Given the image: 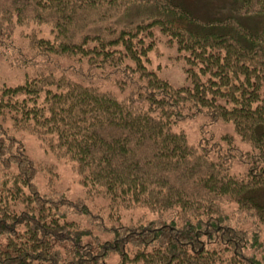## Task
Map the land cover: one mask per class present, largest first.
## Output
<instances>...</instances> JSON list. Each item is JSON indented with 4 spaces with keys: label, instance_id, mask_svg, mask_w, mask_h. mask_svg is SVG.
<instances>
[{
    "label": "trees",
    "instance_id": "obj_1",
    "mask_svg": "<svg viewBox=\"0 0 264 264\" xmlns=\"http://www.w3.org/2000/svg\"><path fill=\"white\" fill-rule=\"evenodd\" d=\"M132 1L160 10L134 26L116 25ZM233 1L239 16L264 20V0ZM35 24L53 35L25 34L38 54L85 62L88 79L108 70L102 76L115 74L128 94L52 73L0 89V264H107L112 251L119 264H264L244 251L241 221L225 210L233 202L264 224V23L256 30L234 16L202 22L174 0H0V40L11 49L15 30ZM154 28L184 53L191 85L174 87L148 68ZM199 113L232 122L253 151L239 155L231 137L227 151L208 140L193 145L174 131ZM7 122L72 163L89 198L41 193L36 166ZM236 156L248 165L240 176L232 172ZM94 197L112 213L147 207L162 217L110 228L94 221L87 203ZM166 212L174 217L161 219Z\"/></svg>",
    "mask_w": 264,
    "mask_h": 264
},
{
    "label": "rangeland",
    "instance_id": "obj_2",
    "mask_svg": "<svg viewBox=\"0 0 264 264\" xmlns=\"http://www.w3.org/2000/svg\"><path fill=\"white\" fill-rule=\"evenodd\" d=\"M187 11L202 22H209L222 19L228 16L238 18L243 24L251 26L258 30L264 23L262 17L259 16H239L237 14V3L233 0H174ZM160 8L155 2H135L132 1L127 8L122 7L114 20L118 26H134L138 22L155 16ZM48 14H45L47 17ZM32 28H37L38 35L45 39H53V35L49 25H32V27H18L13 35V43L16 48L21 51L22 56L17 54V50L10 48V40H0V89L3 86H18L24 84L27 80L38 78L43 74L52 73L56 76L67 75L70 78L80 80L82 82L92 81L93 85L98 86L102 91H110L119 98L125 97L128 93L123 91L117 84L115 74H111L109 79L104 78L108 70L103 72L100 69L92 71V75L88 79L87 66L85 62H76L67 59H59L52 56H42L38 54V50L31 47L30 38L25 34H30ZM34 31V29H33ZM32 56V57H30ZM147 66L154 70L159 77L169 81L174 87H182L191 85L187 77V62L184 53L180 52L177 45L170 43L169 38L162 34L159 29L154 28V45L148 52ZM129 61V60H128ZM131 64V62H130ZM132 65V64H131ZM133 66V65H132ZM77 69H81L83 74H78ZM17 139L21 140L25 146L27 156L34 162L36 166L35 181L41 193L53 194V196L61 195L66 200L74 201L78 199H86V189L80 182V176L72 163L59 159L55 154L50 152L43 146L42 140L33 134L25 131H16L9 122L4 124ZM173 129L176 132H184L189 143L198 145L203 140H208L209 144H218L224 151L229 148L228 137L232 138L233 145L242 153L252 152L247 142H244L235 131L232 122L219 120L213 122L204 113H199L192 117H188L175 125ZM237 150V151H238ZM214 157L217 154H213ZM242 156V155H241ZM255 155H252L254 157ZM233 174L240 176L244 173L248 165L242 161L240 156H236L232 160ZM87 198H89L87 196ZM258 199L264 204V190L258 194ZM88 205L92 209L94 221L104 223L110 228L119 227L121 225L129 226L139 223H146L150 220H156L162 217L161 213L151 211L147 207L133 208L132 210H120L112 213L108 207V201L105 198L94 197L87 199ZM233 202L227 204L226 213L231 212L233 218H238L239 224L245 235L247 246L245 252L248 255H256L258 258H264V245L258 247V244L264 243V224L259 221L258 212L246 208L237 209ZM236 209V211H235ZM104 217V218H102ZM172 212H166L161 219H172ZM176 217V215H175ZM72 220L78 222L82 227L94 229V234L100 236L102 240H112L110 234H103L98 230L99 225L93 223L91 219L79 214H72ZM246 219L245 221H243ZM132 254V251H129ZM254 253V254H253ZM121 260L120 253L110 252L107 257V264H119Z\"/></svg>",
    "mask_w": 264,
    "mask_h": 264
}]
</instances>
